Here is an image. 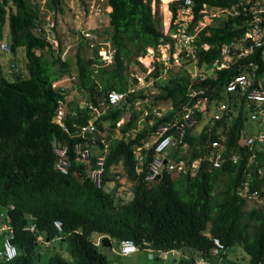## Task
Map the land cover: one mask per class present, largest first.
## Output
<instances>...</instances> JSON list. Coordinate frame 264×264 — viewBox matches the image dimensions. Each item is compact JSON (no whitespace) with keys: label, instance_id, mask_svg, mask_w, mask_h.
Segmentation results:
<instances>
[{"label":"trees","instance_id":"16d2710c","mask_svg":"<svg viewBox=\"0 0 264 264\" xmlns=\"http://www.w3.org/2000/svg\"><path fill=\"white\" fill-rule=\"evenodd\" d=\"M193 1L197 14L203 3L223 8L240 0ZM11 2L13 6L5 0L0 7V44L7 23V44L11 52L24 48L27 76L14 63L11 68L17 74L13 79L0 74V208H7L12 227V233L2 232L3 236H12L17 248L16 257L9 261L0 259V264H108V256L101 248L110 247L112 240H116L118 247L123 239H132L140 249L178 250L191 259L197 255L211 263L210 258L215 256L214 238L220 240L225 251L239 248L248 264H262L264 207L246 209V200L237 194V188L250 168H264V150L257 151L255 162L247 167L250 152L243 144L248 121L244 98L222 95L227 81L240 73L248 74L259 84L264 72L262 47L254 48L247 57L218 71L214 77L194 83L193 88H205L203 95L189 97L187 69H172L173 74L165 83L157 84L154 98L167 102L172 111L155 120L152 127L140 130H135L138 115L131 113L119 129L121 138L109 142L102 186L98 187L86 175L84 165L75 160L73 144L78 139L69 137L53 122L65 94L52 84L70 73L68 62L61 59V46L49 44L35 32L37 5L27 0ZM108 3L111 11L107 14L105 33L114 49L113 62L103 64L96 50L76 54L75 89L85 102L97 103L110 90H127L131 81L128 64L146 47H155L166 40L160 16L152 14L151 0H108ZM181 3L182 0H176L169 4L174 17ZM61 4L62 0L47 1V7L56 11L61 10ZM248 18L239 15L211 22L197 38L198 64L218 57L223 43L240 39ZM80 40L88 47L86 40ZM142 96L143 92H134L128 102L132 104ZM205 96L208 104L219 99L227 107L219 119L209 118L199 133H193L206 116L200 114L199 124L186 134L182 143L188 146L185 153L194 159L208 150L211 141L218 140L224 147V164L213 168L203 162L195 173L175 176L164 170L152 181L144 179L145 166L136 175L133 148L146 140L160 122ZM126 108V104L111 108L100 120L114 128ZM87 118L85 109L76 108L75 113L66 114L64 122L71 128L73 123L83 124ZM53 142L67 146L71 161L67 174L55 167ZM233 154L240 157L236 164L229 160ZM118 163L134 184L129 199L116 197L117 193L103 188L113 178V166ZM252 174L250 190L264 194V172L258 175L254 169ZM219 182L221 187L214 192ZM55 221L61 223V230L55 227ZM30 225H34V230H30ZM104 237L108 238L109 246L103 245ZM157 258L156 255L150 261ZM175 258L179 264L182 256Z\"/></svg>","mask_w":264,"mask_h":264},{"label":"built area","instance_id":"2783aa9c","mask_svg":"<svg viewBox=\"0 0 264 264\" xmlns=\"http://www.w3.org/2000/svg\"><path fill=\"white\" fill-rule=\"evenodd\" d=\"M4 1L0 0V7L4 5ZM27 1L37 5L39 11V16L34 22L35 32L44 37L49 44L57 46L59 43L56 26L57 11L47 7L48 0ZM174 1L176 0H151L152 14L157 13L160 16V12L162 14L167 13L161 29L166 40L155 47H146L144 52L135 57L134 62L139 67V72L131 71L129 73L130 80L135 83V87L128 88L125 91L110 90L106 97L98 100L97 103L81 102L78 108L85 109L88 118L83 124L73 123L71 128L64 122L67 114L64 101L58 103L53 122L58 124L69 137L78 139L73 144L75 160L84 165L86 175L98 187L102 186L109 142L121 138L119 129L124 123L123 118H119L115 122V127L112 128L107 122L100 120L107 110L123 104L132 108L134 105L139 106L142 101L147 102L146 96H142L145 100H141L139 97L132 104L128 102V99L132 93L138 89L148 88L151 84H154V80L159 75L165 74L175 67L187 69L190 78L188 96L194 97L198 94L203 95L205 92V88H193L194 83L214 77L218 71L229 68L238 60L247 57L254 48L262 47L261 55L264 58V0H240L223 8L203 3L197 14L193 0H182L175 17L169 10V4ZM80 2L83 3L88 26L80 31V38L87 41L89 49L96 50L99 61L103 64L112 63L114 49L111 47L109 39L100 38V33L98 34L95 30V27L106 26L108 22L107 14L111 11L108 0H80ZM10 3L11 0H8L9 5H11ZM239 15L249 17L244 35L240 39L223 43L218 57L209 63L199 65L196 42L200 33L213 21L226 20L228 17ZM0 49L6 52L10 51L9 45L5 42L0 44ZM188 65H192L194 71L188 69ZM72 80L75 82L74 76L61 78L54 81L52 86L66 96L68 90L73 91L75 89V83L73 84ZM258 81L259 84H256L248 74L240 73L232 76L222 90V95L233 94L237 97H243L248 120L257 123V130L253 134L247 133L246 129L243 132V144L250 152L247 167L255 162L257 151L264 150V72ZM208 102V97L205 96L197 99L193 104L183 107L179 114L160 122L146 140L133 148L136 175H140L144 171V166L146 169L144 179L152 181L160 176L164 170L177 175L187 172L195 173L203 162H207L213 168H220L224 164L226 161L223 155L224 147L218 140L211 141L208 150L194 159H191L189 154L185 153L188 146L186 143H182L186 134L199 124L200 114L206 113L214 119H219L221 113L227 107L226 103L219 99L213 100L210 104ZM171 111L172 107L169 104L161 106L147 103L139 108L138 122L143 124L138 125L135 130H140L145 126L152 127L155 120L165 118ZM135 130H132V133ZM116 132L118 136L113 138ZM173 149L180 151L175 158L170 155ZM53 151L56 155V169L63 174H67L70 171L71 164L67 146L60 142H53ZM181 151L183 152L181 153ZM149 152H151V156ZM239 159L240 157L237 154H233L229 158L234 164L238 163ZM113 168V178L103 188L111 180L120 181L121 177L125 176L121 163L116 164ZM254 169H256L258 175L264 172L263 167L250 168L246 172V179L237 188V194L243 197L246 203L250 202L257 207H264V194L250 190L252 170ZM10 207L12 208V205ZM5 220L7 223L0 225V231L12 233L9 217L7 216ZM54 225L58 230H61L59 221H55ZM30 230H34V225H30ZM11 237L9 234L4 235L2 238L0 246L1 260L9 261L17 255V248L12 243ZM143 249L148 251L149 260L154 259L158 254L164 253L175 257L182 256L179 264H211L204 257L193 256L194 258L191 259L178 250L162 252L161 250L154 251L149 248ZM138 250H140V247L132 239H123L118 243V254L120 255L129 256ZM223 250L224 245L218 238H214L212 254L218 255ZM262 264H264V259Z\"/></svg>","mask_w":264,"mask_h":264},{"label":"rangeland","instance_id":"374dc122","mask_svg":"<svg viewBox=\"0 0 264 264\" xmlns=\"http://www.w3.org/2000/svg\"><path fill=\"white\" fill-rule=\"evenodd\" d=\"M12 5V2L10 3ZM13 6V5H12ZM14 9V8H13ZM162 14L160 12V18H161V27L163 28L164 21H165V15L167 14ZM167 16V15H166ZM87 16L86 13L83 9V3L80 2V0H62L61 4V10L57 11L56 15V26H57V34H58V40H59V45L61 46L62 53H61V59L64 61H67L69 64V71L72 73V71L77 73V68H76V54L77 52H82L83 54H90L92 52L91 49H89L87 46L83 45L80 43V36L79 33L81 30L86 29L87 26ZM219 20V19H218ZM219 22V21H218ZM105 25V24H104ZM91 28V27H90ZM105 28L106 26L102 27H95V30L100 33V36H104L105 39H107L109 36L108 34L105 33ZM161 28V29H162ZM4 33L7 36V23L5 24L4 28ZM2 52H0V55ZM19 58L25 59V54L21 51L18 54ZM188 69L191 71H194V67L192 65L187 66ZM128 71H138L139 72V67L135 64L134 60L131 61L130 64H128ZM69 73V74H70ZM173 74V71L170 70L165 74L159 75L155 80L154 84H151L148 88H143V89H138L137 91L143 92V96L147 97V102L142 101L139 106H132L130 109L127 107V111H125L126 117H129L131 113H138L139 108L142 106H145L147 103H150L151 105H161L165 106L167 102H160L156 101L155 95L157 93V84H164L165 81ZM74 75L76 77V74H70ZM72 83L74 84L73 80ZM135 87V83L130 81L128 88ZM136 91V92H137ZM73 93V91H71ZM135 92V93H136ZM141 100H145L143 97H140ZM212 107V105H210ZM74 109V108H73ZM209 118H211L210 115L206 114L204 117L203 121L197 126L192 132L193 133H199L201 131L202 125L205 124V121H207ZM138 123V121H137ZM143 123H140L138 125H142ZM257 130V123L251 120L247 121L246 125V132L253 134ZM118 133L116 132L114 137H117ZM112 138V139H113ZM175 176V174H174ZM132 183H129V179L126 177H123L122 180L116 181V180H111L109 185L105 186L104 189L108 192L114 191L116 197H123L124 199H129L131 196L132 192ZM221 187V183H217L215 186L214 192H217ZM257 207L254 203H246L245 208L246 209H252ZM0 225L7 223L5 218L7 217V208L6 207H1L0 208ZM3 232L0 231V246H1V241L3 238ZM94 239V238H93ZM95 240V239H94ZM97 241V238H96ZM100 242V241H99ZM111 246L106 248L103 247L101 248L104 253L107 254L108 256V264H115V263H120V264H177L176 258L173 257L170 254H158V258L150 261L148 259V251L146 249H140L137 252L129 255V256H122L117 254V242L116 240L111 241ZM194 254V252H193ZM195 255V254H194ZM212 264H248V259L244 255V253L239 250L237 247H230L225 251V254L223 256H213L210 258Z\"/></svg>","mask_w":264,"mask_h":264},{"label":"crops","instance_id":"0c3cea01","mask_svg":"<svg viewBox=\"0 0 264 264\" xmlns=\"http://www.w3.org/2000/svg\"><path fill=\"white\" fill-rule=\"evenodd\" d=\"M8 33H9V30H8V24H7V36L4 33V38H3L2 42H5V43L8 42ZM21 51L25 54V51H24L23 47H19L16 52H11V51L10 52H3V51L0 50V52L3 53V54L1 53L2 55H0V74L3 75L4 77H6L7 79H13L15 77V74H17L11 68V64L12 63H14L18 67V69H19L18 71L20 73H22L23 76H27L26 58L23 60V58H19L18 57V54ZM70 74H76V72L72 71V73H70ZM70 74L65 75V76H63L61 78H66V77L70 76ZM71 76H74V75H71ZM75 79H76V77H75ZM81 102H83V99L76 92V89L73 90V93L70 90H68L66 92L65 101H64L66 113H70V114L75 113L76 108L79 107V104ZM129 108L131 109V107H129ZM125 111H127V109ZM125 111L122 114V116L120 117V118H123L124 122L128 121L130 116H131V114H130L129 117H126ZM138 114H139V112L137 113V115ZM137 121H138V119H137ZM137 121H136L135 128H137L138 124H140L139 122L137 123ZM179 152H180L179 150L173 149L170 152V155H171V157L175 158V156L179 155ZM182 152L183 151H181V153ZM184 155H186V154H184ZM123 177H126V174ZM123 177H121V180H122ZM129 183H130V180H129Z\"/></svg>","mask_w":264,"mask_h":264},{"label":"water","instance_id":"95a60500","mask_svg":"<svg viewBox=\"0 0 264 264\" xmlns=\"http://www.w3.org/2000/svg\"><path fill=\"white\" fill-rule=\"evenodd\" d=\"M102 243H103L104 246H109L110 245L109 240H108L107 237L102 238Z\"/></svg>","mask_w":264,"mask_h":264},{"label":"clouds","instance_id":"9594fccd","mask_svg":"<svg viewBox=\"0 0 264 264\" xmlns=\"http://www.w3.org/2000/svg\"><path fill=\"white\" fill-rule=\"evenodd\" d=\"M116 252H118V250H117ZM222 252L225 253V247H224V250H223ZM222 252H221V253H222ZM221 253H219L218 255H215V256H219ZM122 256H123V255H122ZM196 256H197V255H196ZM196 256H195V257H196Z\"/></svg>","mask_w":264,"mask_h":264}]
</instances>
